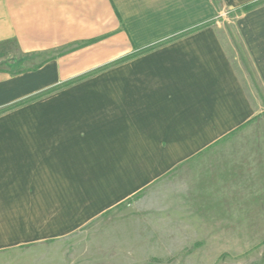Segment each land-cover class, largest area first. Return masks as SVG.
Segmentation results:
<instances>
[{"label": "crops", "instance_id": "1", "mask_svg": "<svg viewBox=\"0 0 264 264\" xmlns=\"http://www.w3.org/2000/svg\"><path fill=\"white\" fill-rule=\"evenodd\" d=\"M240 46L264 91V0H0L3 264L246 127Z\"/></svg>", "mask_w": 264, "mask_h": 264}, {"label": "rangeland", "instance_id": "2", "mask_svg": "<svg viewBox=\"0 0 264 264\" xmlns=\"http://www.w3.org/2000/svg\"><path fill=\"white\" fill-rule=\"evenodd\" d=\"M234 53L256 117L113 210L37 246L36 264H264V91L244 49Z\"/></svg>", "mask_w": 264, "mask_h": 264}]
</instances>
